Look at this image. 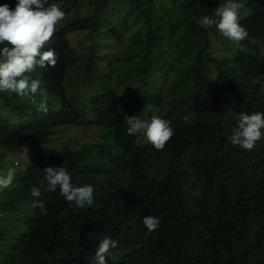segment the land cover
I'll return each instance as SVG.
<instances>
[{"label": "trees", "instance_id": "trees-1", "mask_svg": "<svg viewBox=\"0 0 264 264\" xmlns=\"http://www.w3.org/2000/svg\"><path fill=\"white\" fill-rule=\"evenodd\" d=\"M16 2L0 0V5L14 8ZM52 2L72 15L56 26L58 66L47 73L45 68L31 73L44 76L43 91L48 97L53 85L65 77L82 83L86 72L83 80L92 82L98 77L112 85L96 92L89 102L99 126L119 120L124 125L130 114L142 109L149 116L181 120L164 150L142 145L145 165L163 177L156 193L158 208L152 213L161 219V229L148 235L137 225L117 227L96 207L73 212L62 202L67 201L59 189L53 193L41 189L39 200L45 203L47 215L41 214L30 189L44 180L46 166L64 165L76 186L98 185L95 169L84 163L72 167V150L39 123L42 117L36 106L40 98L32 104L0 92V167L9 151L22 145H28L29 155L42 166L17 169L15 186L3 193L7 200L0 203V213L14 214L13 226L19 231L8 251L0 241V264H92L89 259L97 241L105 235L121 242L118 252L132 264H235L245 235L223 248H206L223 234L264 229V136L255 152L237 149L228 139L235 120L230 124L218 113L227 104L237 113L253 108L264 112V0H240L245 5L240 23L248 22L259 45L245 54L226 51L227 57L214 59V65L203 64L200 52L215 50L212 39L217 29L212 27V35L197 21L211 16L224 0H48ZM119 2L123 6L117 7ZM84 5H88L87 13L81 15L77 9ZM112 5L120 21L108 27ZM136 28L139 34L130 37L120 52L112 54L103 45L107 38L102 37L121 40ZM79 34L95 39L80 52L74 51L76 60H72L70 40ZM172 70L182 84L197 85L183 107L175 86L166 79ZM127 85L128 91L119 96ZM11 116L20 118L19 128H10ZM26 216L27 224L21 225L19 220Z\"/></svg>", "mask_w": 264, "mask_h": 264}, {"label": "clouds", "instance_id": "clouds-1", "mask_svg": "<svg viewBox=\"0 0 264 264\" xmlns=\"http://www.w3.org/2000/svg\"><path fill=\"white\" fill-rule=\"evenodd\" d=\"M59 5L53 2L49 4L48 0H17L14 8L8 3L0 5V92L17 96L22 101L29 100L32 104L40 98L36 106L42 117L41 120L39 118V123L49 129L62 146L72 150V167L82 163L94 167L99 184L88 182V185L76 186L64 165L46 166L43 169L44 180L39 186H32L30 194L37 198L36 206L43 215H47V208L39 200L41 189L49 193L59 189V194L67 201L62 202L73 212H87L96 207L109 223L117 227L137 225L148 235H156L162 222L152 213L158 208L156 193L163 177L158 170L145 165L141 155L142 145L151 144L157 151L164 150L173 141L176 126L181 120L177 116L169 120L155 114L149 116L142 109L138 114H130L124 120V125L119 120L110 125L102 123L99 126L95 109L89 102L94 100L96 92H103L112 85L109 80L98 77L92 82L83 80L86 72L80 78L82 83L72 76L65 77L60 84L53 85L48 97L46 91H43L44 76L31 73L36 68H45L47 73L58 66L60 53L56 46V26L72 15L66 16L63 6L60 5L61 8ZM244 7L240 0H224L211 16L204 15L200 22L197 21L208 33L214 31L213 26L217 29V36L214 35L215 50L200 52L203 64L214 65V59L223 61L227 57L226 51L245 54L259 45L248 22L240 23V10ZM82 9L83 7L77 9L81 15ZM104 28L108 27L104 25ZM100 30L103 36L105 32L101 28ZM137 34L139 29L136 28L133 35L127 34L119 41L126 43ZM94 39V36L87 38L82 34L73 36L68 55L76 60L75 52H80L85 44L90 46ZM175 72L170 71L166 79L175 86L177 100L183 107L185 98L188 94H193L197 85L182 84ZM46 79L52 84L47 77ZM126 91L128 85L120 89L119 96ZM75 92L82 95H76ZM86 93L90 97H85ZM7 114L4 112L2 116L6 117ZM218 114L230 124L235 120V128L228 137L231 144L239 150L255 152L262 143L259 140L264 136V112L253 108L252 111L237 113L227 104ZM9 121L11 129L19 128V117L11 116ZM130 139L134 144L130 143ZM28 151L30 152L28 145H22L10 150L9 156L4 158L0 167V203L7 200L3 193L15 186L17 169L28 166L42 168ZM26 217L24 220L27 224L29 216ZM3 220L11 222L5 226L12 225L9 231H5L4 226L0 227L2 248L8 251L11 240L19 230L13 227V220H17L14 214L0 213V221ZM250 231L239 229L235 234H223L220 240L206 249L223 248L237 237L245 235L239 242L241 249L237 253L235 264H264V229ZM120 246L119 240L105 235L97 241L89 260L92 264H132L119 254Z\"/></svg>", "mask_w": 264, "mask_h": 264}, {"label": "rangeland", "instance_id": "rangeland-1", "mask_svg": "<svg viewBox=\"0 0 264 264\" xmlns=\"http://www.w3.org/2000/svg\"><path fill=\"white\" fill-rule=\"evenodd\" d=\"M121 6H123V5L121 4V2H119V5L117 7H121ZM87 8H88V5H84L82 11L84 13H87ZM109 9H110L109 10V17H108V22L106 24L108 25V27H111L112 25L119 24L120 15H119V11L116 9V7H113V5ZM62 10L66 13V16H69V15L72 14V12L71 13H67L64 8H62ZM137 30H138V28H137ZM133 34H134V31L133 30L131 31V33L130 32L128 33V35H133ZM212 40H214V37H213ZM103 45L106 46V47H108L110 49V53L116 54V53L120 52L124 48L125 42L124 41H119L117 39H107V40H105V42L103 43ZM155 47H157V46H154L151 50L153 51ZM263 53H264V51H263ZM75 94L76 95H82L81 93H77V92H75ZM84 96L85 97H90V94L86 93V94H84ZM8 218H10V217H8ZM27 218L28 217H26V219ZM8 224H11V222H9L8 220L0 221V227H3L4 226V230L5 231H9L11 229L10 227H12V225L10 227L9 226H5V225H8ZM20 224L21 225H24V224H26V221L25 220L24 221H21Z\"/></svg>", "mask_w": 264, "mask_h": 264}]
</instances>
